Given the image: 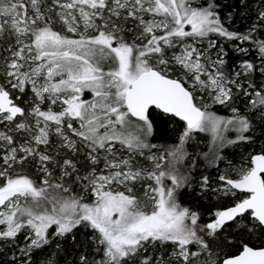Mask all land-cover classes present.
Here are the masks:
<instances>
[{
    "label": "snow or ice",
    "instance_id": "obj_1",
    "mask_svg": "<svg viewBox=\"0 0 264 264\" xmlns=\"http://www.w3.org/2000/svg\"><path fill=\"white\" fill-rule=\"evenodd\" d=\"M0 264H264V0H0Z\"/></svg>",
    "mask_w": 264,
    "mask_h": 264
}]
</instances>
